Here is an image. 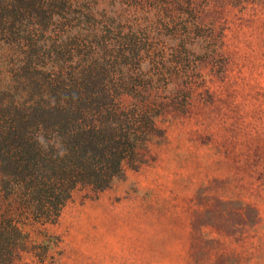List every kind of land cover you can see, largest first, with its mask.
Returning a JSON list of instances; mask_svg holds the SVG:
<instances>
[{"label": "rangeland", "instance_id": "374dc122", "mask_svg": "<svg viewBox=\"0 0 264 264\" xmlns=\"http://www.w3.org/2000/svg\"><path fill=\"white\" fill-rule=\"evenodd\" d=\"M44 2L52 21L0 10V84L105 65L159 101L163 135L54 222L18 217L28 249L11 264H264V0Z\"/></svg>", "mask_w": 264, "mask_h": 264}, {"label": "trees", "instance_id": "16d2710c", "mask_svg": "<svg viewBox=\"0 0 264 264\" xmlns=\"http://www.w3.org/2000/svg\"><path fill=\"white\" fill-rule=\"evenodd\" d=\"M11 1V16L29 9L44 17L47 7L51 21L59 16L58 5L44 0H0V10L13 8ZM31 35L25 48L48 46ZM39 64L22 66L20 81L0 84V264L28 249L18 217L54 222L76 190L109 188L126 168L142 165L163 135L159 101L136 92L123 72Z\"/></svg>", "mask_w": 264, "mask_h": 264}, {"label": "clouds", "instance_id": "9594fccd", "mask_svg": "<svg viewBox=\"0 0 264 264\" xmlns=\"http://www.w3.org/2000/svg\"><path fill=\"white\" fill-rule=\"evenodd\" d=\"M37 140H38L41 144H44V143H45L43 136H37Z\"/></svg>", "mask_w": 264, "mask_h": 264}]
</instances>
